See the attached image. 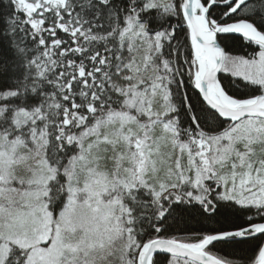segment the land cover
I'll return each mask as SVG.
<instances>
[{
  "label": "snow or ice",
  "instance_id": "6c2138e0",
  "mask_svg": "<svg viewBox=\"0 0 264 264\" xmlns=\"http://www.w3.org/2000/svg\"><path fill=\"white\" fill-rule=\"evenodd\" d=\"M0 264H264V0H0Z\"/></svg>",
  "mask_w": 264,
  "mask_h": 264
}]
</instances>
